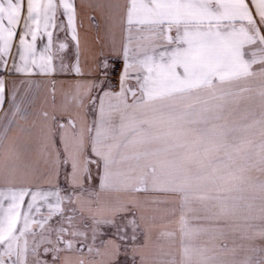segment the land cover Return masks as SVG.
I'll list each match as a JSON object with an SVG mask.
<instances>
[{
    "label": "snow or ice",
    "instance_id": "obj_1",
    "mask_svg": "<svg viewBox=\"0 0 264 264\" xmlns=\"http://www.w3.org/2000/svg\"><path fill=\"white\" fill-rule=\"evenodd\" d=\"M76 18L74 0H0V72L48 75L57 59L64 72V32L76 42L73 71L84 76ZM122 23L119 91L108 87L115 67L105 59L99 75L75 84L73 101L91 108V124L77 129L74 118L53 116L42 131L48 175H63L68 188L16 186L28 175L8 155L0 162L9 185L0 189V264H58L63 251L91 253L82 226L93 241L101 226L113 229L115 239L104 243L114 262L139 225L118 221L130 211L120 199L83 198L97 181L101 191L150 187L177 198L180 258L164 253L153 264H264V0H127ZM5 93L0 78V110ZM9 107L13 116L20 111L15 91ZM41 244L51 261L40 259Z\"/></svg>",
    "mask_w": 264,
    "mask_h": 264
},
{
    "label": "crops",
    "instance_id": "obj_2",
    "mask_svg": "<svg viewBox=\"0 0 264 264\" xmlns=\"http://www.w3.org/2000/svg\"><path fill=\"white\" fill-rule=\"evenodd\" d=\"M74 3L77 11L79 66L83 69L84 76H78L73 71L72 66L76 63V42L72 41L70 33L65 36L64 32L58 34V42L69 45L59 54L64 57V72L60 71V61L57 59L54 61L56 71L52 74L3 73L6 100L3 109L0 110V162L8 155L17 173L29 177L25 181H18L16 186L51 190L59 184L61 189H67L68 185L63 175L59 180L48 175L47 154L42 143L43 129L46 125H51L53 116L61 123H66L70 117L74 118L77 129L85 124H91L94 118L91 108L89 106L78 108L73 101L75 84L77 81H90L93 76L99 75L98 65L105 59L115 67V72L108 77V87L113 91H119V75L123 68L122 51L127 42V34L122 23L127 0H74ZM60 19L64 20V17L61 15ZM43 43H46V39L38 42V47L42 48ZM17 44L18 37L14 41L13 52L16 51ZM131 83L134 85L135 82ZM14 91L20 109L15 116L9 107ZM45 113L48 114L47 119ZM9 120L12 121L11 124ZM7 186L9 185L0 178V189ZM83 198L95 200L101 205H107L116 199L125 202L130 211L117 213V219L121 223H127L131 219L137 221L139 225L137 240L120 242L122 247L113 262L110 256L111 248L106 247L104 243L109 239H115L111 235L113 229L101 226L96 240L93 241L91 231L82 226L80 230L88 232L89 239L86 243L92 246L93 251L89 253L87 247H83L81 251H63L60 253L58 264H81V261L83 264H133V260L135 264H153L154 258L164 253L169 254L167 258L174 256L179 260L180 208L177 198L173 195L154 191L150 187L146 191L138 192H106L99 189L97 181L89 192L83 193ZM110 214L108 208L102 209V215ZM39 215L37 214V219ZM85 216L88 214L85 213ZM83 223L90 224L91 221L86 219ZM35 230L39 232L38 228ZM128 232L131 233V228ZM52 238L54 239V236ZM27 239L31 248L33 238L29 235ZM36 240L39 241V236ZM226 242L229 246L232 245L231 240ZM40 246L42 248L39 250L45 247L43 244Z\"/></svg>",
    "mask_w": 264,
    "mask_h": 264
},
{
    "label": "rangeland",
    "instance_id": "obj_3",
    "mask_svg": "<svg viewBox=\"0 0 264 264\" xmlns=\"http://www.w3.org/2000/svg\"><path fill=\"white\" fill-rule=\"evenodd\" d=\"M16 39H17V38H16ZM15 41H16V40H15ZM0 78H3V72H0ZM3 80H4V78H3ZM41 248H42V247L40 246L39 249H41ZM38 254H39V257H40L41 260H49V259L52 258L51 253L45 254L43 250H38ZM31 258H32V257L30 256V259H31Z\"/></svg>",
    "mask_w": 264,
    "mask_h": 264
}]
</instances>
